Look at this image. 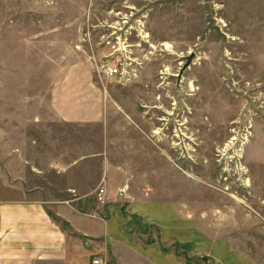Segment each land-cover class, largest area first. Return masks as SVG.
Here are the masks:
<instances>
[{
  "label": "rangeland",
  "instance_id": "374dc122",
  "mask_svg": "<svg viewBox=\"0 0 264 264\" xmlns=\"http://www.w3.org/2000/svg\"><path fill=\"white\" fill-rule=\"evenodd\" d=\"M123 43L131 76L106 79L99 61ZM81 74L103 90L114 135L120 120L146 131L150 196L264 261V0H0V202L57 188L64 177L46 173L50 163L105 146L99 126L64 125L56 115L55 93L79 87ZM118 147H107L111 161L123 156ZM89 163L92 182L100 160ZM16 180L25 190H14ZM88 261L86 251L0 256V264Z\"/></svg>",
  "mask_w": 264,
  "mask_h": 264
},
{
  "label": "crops",
  "instance_id": "0c3cea01",
  "mask_svg": "<svg viewBox=\"0 0 264 264\" xmlns=\"http://www.w3.org/2000/svg\"><path fill=\"white\" fill-rule=\"evenodd\" d=\"M78 78L79 87L55 93L56 115L64 125L99 126L105 146L91 158L67 162L64 154L54 160V167L50 163L44 171L64 177L57 188L52 183L46 188L33 186L30 190L40 195L38 198L25 199L24 193V199L11 196L0 202V256L44 252L65 257L86 251L89 259L102 255L110 264H204L201 259L205 258L213 264H264L235 246L231 236L215 237L201 228L197 216L184 214L173 202L150 196L156 190L151 183L152 148L146 131L142 132L137 122L120 120V133L114 135L112 122L104 119L103 90L90 74ZM111 144H117L123 155L112 157V161L107 156ZM131 149L133 156L125 158ZM96 158L100 170L91 182L85 168ZM131 163L135 170L128 172ZM35 171L43 184L44 175L39 168ZM14 182V190H25L24 183ZM101 186L107 204L97 205V210L90 199Z\"/></svg>",
  "mask_w": 264,
  "mask_h": 264
},
{
  "label": "built area",
  "instance_id": "2783aa9c",
  "mask_svg": "<svg viewBox=\"0 0 264 264\" xmlns=\"http://www.w3.org/2000/svg\"><path fill=\"white\" fill-rule=\"evenodd\" d=\"M131 47L127 44L117 45L111 48V52L106 56L104 62L99 61L101 64L99 70L106 79H129L131 76L130 64L126 63V60L130 58ZM95 62V60H94ZM95 201L100 207H105L107 204L106 190L104 187H99L95 193ZM89 264H109V261L105 256L92 255L89 259Z\"/></svg>",
  "mask_w": 264,
  "mask_h": 264
},
{
  "label": "water",
  "instance_id": "95a60500",
  "mask_svg": "<svg viewBox=\"0 0 264 264\" xmlns=\"http://www.w3.org/2000/svg\"><path fill=\"white\" fill-rule=\"evenodd\" d=\"M194 57H195V55L194 54H191L189 57H186L185 58L186 63L180 69V73H179L178 78H180L181 77V74L184 72V70L187 69L190 66V64L192 63Z\"/></svg>",
  "mask_w": 264,
  "mask_h": 264
}]
</instances>
